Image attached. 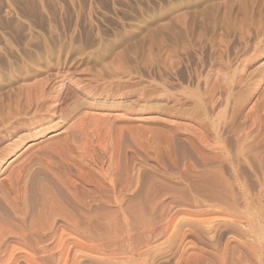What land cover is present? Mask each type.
Masks as SVG:
<instances>
[{
    "label": "rangeland",
    "instance_id": "rangeland-1",
    "mask_svg": "<svg viewBox=\"0 0 264 264\" xmlns=\"http://www.w3.org/2000/svg\"><path fill=\"white\" fill-rule=\"evenodd\" d=\"M263 105L264 0H0V213L18 235L45 182L59 202L44 220L90 206L164 224L150 264H188V248L264 264ZM141 197L147 214H124ZM72 250L68 264H126Z\"/></svg>",
    "mask_w": 264,
    "mask_h": 264
},
{
    "label": "bare ground",
    "instance_id": "bare-ground-1",
    "mask_svg": "<svg viewBox=\"0 0 264 264\" xmlns=\"http://www.w3.org/2000/svg\"><path fill=\"white\" fill-rule=\"evenodd\" d=\"M264 106V105H263ZM263 111V110H262ZM263 123V122H262ZM64 131V130H63ZM61 131L59 132H53L50 138L54 139L58 136H60ZM262 136V135H261ZM263 139V138H262ZM49 142V141H48ZM56 142V141H55ZM36 143V142H35ZM262 147V146H261ZM45 148V147H44ZM47 149V148H46ZM36 150V149H35ZM41 152V151H40ZM1 164V163H0ZM122 170V168H121ZM124 170V169H123ZM21 171V170H20ZM4 174V173H0ZM5 177L10 180L12 187L16 189L19 179L22 176V173H5ZM60 174V173H59ZM81 174V173H80ZM126 173H119L121 178L119 179V183H117V186H120L121 180L124 179L123 176ZM58 175V174H57ZM71 175V176H70ZM77 175V174H76ZM74 174H69V177L62 179L61 182L62 186L66 188V191L68 193V198L71 197V195L75 194V183L76 179L78 181H81V177L76 176ZM89 175V174H88ZM118 175V176H119ZM127 175V174H126ZM46 176V175H45ZM44 176V177H45ZM3 177V176H2ZM31 177V176H30ZM37 177V176H36ZM39 177V176H38ZM60 177V176H58ZM85 177V175H83ZM90 177V176H89ZM41 178V177H40ZM56 179V177H53ZM52 178V179H53ZM25 179V178H24ZM50 179V178H49ZM59 179V178H58ZM57 179V180H58ZM83 179V178H82ZM86 179V178H85ZM95 179V178H94ZM128 179V178H127ZM23 181V180H22ZM41 181V180H39ZM22 183V182H21ZM38 183V182H37ZM41 183V182H40ZM1 184V183H0ZM23 184V183H22ZM77 184V183H76ZM94 184V183H93ZM57 185V184H56ZM113 185V184H112ZM122 185V184H121ZM32 187V186H31ZM83 187V185H82ZM93 187V186H92ZM7 188V186H6ZM9 188V187H8ZM96 188V187H95ZM100 188V187H99ZM128 188V187H127ZM30 189V188H29ZM50 189L48 183L42 182L37 187V195L36 197H30L32 200L34 199L36 202L37 207L40 206L39 212H37L38 216L33 219V221H30V225L26 227H23L24 229L19 230L18 235L15 234L14 236V230L11 228L12 226L9 224V216H7L5 213H0V264H19L20 261L25 262L26 264H68V260H70L67 255V252L69 253V250L72 249H88L91 252H96L101 254L102 256H108L110 258H118L119 261L122 260L126 264H150V254L153 252V250H156L161 245V242L156 243L159 241L160 237L164 233V224L157 226L156 224H152L155 226L148 227L149 223H151L150 220L149 223L143 221H138L137 224L133 222L136 226L129 223H121V221H124V216H122V220H116V223L114 225L113 221L109 218H115L116 216L112 215L113 217H108V222L103 224L101 216H103L101 210L93 209L89 207H85L84 211H80V213H74L73 211L71 213L63 212L64 215V222L61 225V223L49 221V218H46L44 220V216H47L48 212L53 211L55 204L49 205V202L57 201L59 202V197L54 193L53 195L50 194ZM78 189V188H77ZM80 189V188H79ZM110 189V188H109ZM112 189V188H111ZM1 190V188H0ZM7 190V189H6ZM26 190V189H25ZM53 190V189H52ZM92 190V189H91ZM107 190V189H106ZM122 190V189H121ZM9 191V190H8ZM22 191V190H21ZM58 191V190H57ZM64 191V190H60ZM2 192V191H1ZM19 192V191H18ZM28 192V191H27ZM35 192V193H36ZM131 192V191H130ZM5 193V192H4ZM34 193V192H33ZM32 193V194H33ZM61 193V192H60ZM66 192H63V194ZM104 193V192H103ZM102 193V194H103ZM127 193V192H126ZM50 194V195H49ZM17 195V194H16ZM26 195V194H25ZM34 195V194H33ZM65 195V194H64ZM106 195V194H105ZM9 196V195H8ZM14 196V195H12ZM30 195H27V197ZM32 196V195H31ZM35 196V195H34ZM60 196V195H59ZM66 196V197H67ZM70 196V197H69ZM92 196V195H91ZM90 196V197H91ZM113 196V195H112ZM124 196V195H123ZM140 196V195H139ZM6 197V196H5ZM10 197V196H9ZM26 197V198H27ZM61 197V196H60ZM74 197V196H73ZM79 197V196H78ZM89 197V198H90ZM100 197V196H98ZM114 197V196H113ZM125 197V196H124ZM144 197V196H143ZM141 197L138 199V202L136 200V204L130 202L125 205V207L122 209V211L126 213H130L132 216L133 212L137 215H144L146 212L143 210L144 208H140V205H142L144 198ZM4 198V196H3ZM2 198V199H3ZM28 198V200L30 199ZM63 198V199H68ZM75 198V197H74ZM72 198V199H74ZM109 198V197H108ZM146 198V197H145ZM8 199V198H7ZM30 199V200H31ZM52 199V200H51ZM58 199V200H57ZM60 199V200H63ZM76 199V198H75ZM110 199V198H109ZM124 199V198H123ZM6 200V199H5ZM31 200V201H32ZM33 200V201H34ZM57 200V201H56ZM71 199H68V201ZM78 200V199H77ZM80 200V199H79ZM78 200V201H79ZM121 200V199H120ZM7 201V200H6ZM5 201V202H6ZM67 201V200H65ZM67 201V202H68ZM75 201V200H74ZM94 201V200H93ZM108 201V200H107ZM117 201V200H116ZM124 201V202H125ZM146 201V200H145ZM1 202V201H0ZM23 202V201H22ZM26 202V201H25ZM28 202V201H27ZM54 202V203H55ZM64 202V200H63ZM73 202V201H72ZM80 202V201H79ZM81 201L82 204H85ZM8 203V202H7ZM115 203V202H114ZM117 203V202H116ZM26 204V203H25ZM59 204V203H58ZM57 204V205H58ZM62 204V203H61ZM64 204V203H63ZM68 204V203H67ZM74 204V203H73ZM78 204V203H77ZM120 204V205H122ZM1 205V204H0ZM12 205V204H11ZM28 205V204H26ZM49 205V206H48ZM79 205V204H78ZM88 205V204H87ZM86 205V206H87ZM91 205V204H90ZM97 205V204H96ZM113 205V204H112ZM115 205V204H114ZM119 205V204H118ZM14 206V205H13ZM22 206V205H21ZM24 206V205H23ZM69 206V205H68ZM111 206V205H110ZM135 210L134 207H136ZM148 206V205H147ZM154 207V205H150ZM11 207V206H10ZM56 207V206H55ZM59 207V205H58ZM60 207H62L60 205ZM59 207V208H60ZM75 207V206H74ZM145 207V206H144ZM149 207V206H148ZM6 208V207H5ZM8 208V207H7ZM6 208V209H7ZM17 208V207H16ZM25 208V207H24ZM106 208V207H105ZM120 208V206H119ZM122 208V207H121ZM156 208V207H155ZM186 208V207H185ZM13 209V207H12ZM63 209V208H62ZM135 211H133V210ZM153 209V208H152ZM158 209V208H156ZM155 209V210H156ZM16 210V209H15ZM32 210V209H31ZM51 210V211H50ZM105 210V209H104ZM150 210V209H148ZM7 211V210H6ZM13 211V210H12ZM56 211V210H55ZM58 211V210H57ZM64 211V209H63ZM71 211V210H70ZM151 211V210H150ZM153 211V210H152ZM124 212V214H125ZM145 212V213H144ZM187 212V211H186ZM21 213V212H20ZM52 213V212H51ZM50 213V215H51ZM54 213V211H53ZM114 213V212H113ZM152 213V212H151ZM15 214V213H14ZM55 214V213H54ZM116 214V213H115ZM118 214V213H117ZM123 214V213H122ZM147 214V213H146ZM21 215V214H19ZM49 215V214H48ZM59 215V213H58ZM111 215V214H110ZM129 215V214H128ZM127 215V216H128ZM164 215V214H163ZM13 216V215H12ZM30 216V214H29ZM54 216V215H53ZM121 215H118V219H120ZM130 216V217H131ZM145 216V215H144ZM157 216V214H156ZM162 216V215H161ZM24 217V216H23ZM49 217V216H48ZM52 218V216H50ZM104 217V216H103ZM129 217V218H130ZM14 218V217H13ZM21 218V217H20ZM25 218V217H24ZM117 218V217H116ZM127 219V217H125ZM139 218V217H137ZM137 218H135L137 220ZM145 218V217H143ZM142 218V219H143ZM148 218V217H147ZM22 219V218H21ZM43 219V220H42ZM107 219V218H106ZM163 219V218H162ZM53 220V219H52ZM105 220V219H104ZM135 220V221H136ZM27 221V222H28ZM61 221V220H60ZM112 221V222H111ZM119 221V223L117 222ZM130 221V220H129ZM147 221V220H146ZM126 222V221H125ZM128 222V220H127ZM118 223V224H117ZM156 223V222H155ZM158 223V222H157ZM13 224V222H12ZM21 225V224H20ZM133 225V226H132ZM166 225V224H165ZM11 226V227H10ZM21 227V226H20ZM62 227V228H61ZM168 227V226H167ZM17 228V226H16ZM61 228V229H60ZM102 228H107V235H103L101 232ZM12 229V231H11ZM18 229V228H17ZM139 230L141 231L143 238L141 240H137V236L135 235L137 232L133 233L134 231ZM14 231V232H13ZM138 231V233H139ZM8 232H12V236H6ZM137 233V234H138ZM14 236V237H13ZM139 239V238H138ZM12 241V242H11ZM140 241V242H138ZM16 242L18 244V248H13L12 243ZM155 243V244H154ZM154 244V245H152ZM190 246V245H189ZM253 246V245H252ZM251 246V247H252ZM262 248V247H261ZM256 250V249H255ZM73 251V250H72ZM78 251V250H77ZM81 252V251H80ZM262 256H264V246L262 248ZM74 253V251H73ZM72 253V254H73ZM76 253V251H75ZM155 253V252H154ZM185 257L187 258L188 264H207V262L203 261L202 258L203 253L200 251L194 250V249H187L184 252ZM75 256L76 254H74ZM67 255V256H66ZM183 255V256H184ZM154 256V254H153ZM239 256V255H238ZM68 257V258H67ZM152 258V257H151ZM103 259V258H102ZM155 260V259H154ZM243 260V259H242ZM76 261V260H75ZM106 261V260H105ZM113 261V260H112ZM224 261V260H223ZM264 261V260H263ZM70 262V261H69ZM155 262V261H154ZM186 262V263H187ZM225 262V261H224ZM241 262V261H240ZM244 262V261H243ZM71 263V262H70ZM75 264V262H73ZM23 264V263H22ZM222 264H226L222 263Z\"/></svg>",
    "mask_w": 264,
    "mask_h": 264
}]
</instances>
